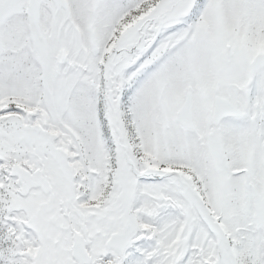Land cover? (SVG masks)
I'll list each match as a JSON object with an SVG mask.
<instances>
[{
    "label": "snow or ice",
    "instance_id": "6c2138e0",
    "mask_svg": "<svg viewBox=\"0 0 264 264\" xmlns=\"http://www.w3.org/2000/svg\"><path fill=\"white\" fill-rule=\"evenodd\" d=\"M0 264H264V0H0Z\"/></svg>",
    "mask_w": 264,
    "mask_h": 264
}]
</instances>
